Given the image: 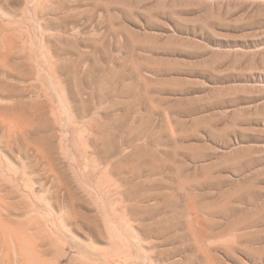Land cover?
Here are the masks:
<instances>
[{"label": "rangeland", "instance_id": "rangeland-1", "mask_svg": "<svg viewBox=\"0 0 264 264\" xmlns=\"http://www.w3.org/2000/svg\"><path fill=\"white\" fill-rule=\"evenodd\" d=\"M0 264H264V0H0Z\"/></svg>", "mask_w": 264, "mask_h": 264}]
</instances>
